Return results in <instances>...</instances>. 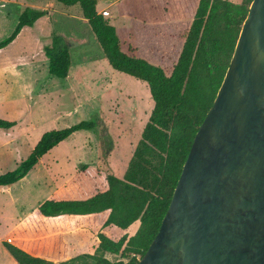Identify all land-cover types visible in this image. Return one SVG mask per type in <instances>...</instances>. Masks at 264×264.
I'll return each mask as SVG.
<instances>
[{"label": "trees", "instance_id": "1", "mask_svg": "<svg viewBox=\"0 0 264 264\" xmlns=\"http://www.w3.org/2000/svg\"><path fill=\"white\" fill-rule=\"evenodd\" d=\"M72 9L86 21L107 65L115 72L142 82L152 108L121 176L105 175L106 189L84 200H45L38 213L45 218L85 216L108 211L104 226L120 230L138 222L135 232L112 241L98 233L95 253L79 254L60 264H136L129 256L143 255L155 235L192 138L210 107L231 57L242 21L251 0L232 4L226 0H130L118 9L130 17L114 27L96 13L95 0H52ZM121 13V14H120ZM44 11L24 8L0 49L11 43L23 27H32ZM46 73L67 77L69 56L60 38L51 35L42 46ZM14 122L0 120L7 131ZM79 130H93L81 121L41 134L26 158L0 175V186L22 179L39 159L59 142ZM1 246L16 264H52L16 245ZM104 254L118 255L126 263H111Z\"/></svg>", "mask_w": 264, "mask_h": 264}, {"label": "rangeland", "instance_id": "2", "mask_svg": "<svg viewBox=\"0 0 264 264\" xmlns=\"http://www.w3.org/2000/svg\"><path fill=\"white\" fill-rule=\"evenodd\" d=\"M155 1L161 2L154 0V3ZM239 1L232 0L233 3ZM63 11L67 15L74 16L72 9ZM7 22L8 19L0 21V40L10 32V25ZM26 34L28 35V32ZM26 34L25 38L29 41ZM68 34L72 36L71 41L66 37ZM51 35L59 37L68 50L69 67L66 78L57 79L48 76L44 70L47 61L43 56L42 46L48 45L49 40L45 44L44 41L41 43L40 49L38 48L36 53L37 57L36 55L32 56V59H41L40 55H42L45 61L39 66L38 73H30L29 79L26 77L27 70L24 69L21 72L26 79L31 81L28 84H31L28 94L25 95V91L23 92V89L17 84L18 80L13 81L12 84L7 83L6 80H0V96L4 98V101L0 100V120L22 124L21 129H26L24 124L28 123L41 127L33 135L29 133V130L27 135L25 133H22L21 136L18 134V145H20L18 147L21 148L14 152L8 161L5 160V163L0 164V175L10 172L9 170L17 157L21 160L26 158L31 150L28 147H31L36 135L42 130L44 132L60 130L81 121L91 122L93 130L76 131L59 142L52 149L49 157L42 158V161L27 173L24 182L14 186L12 192L20 195L26 205H30L27 208L28 222L9 232L0 228V242H9L15 239L20 245V239L33 238L34 233L29 227L35 226V221L38 219L35 218L36 214L33 212L34 202L63 199L84 200L95 193L104 191L106 189V174L121 176L152 108L147 88L142 82L113 71L106 62L104 64L101 60L100 48L86 23L81 25L76 20L74 22L56 16L49 26V32L45 39H50ZM76 40H82L83 43L76 44ZM26 56V54H20L18 50L10 51L7 54L2 53L0 61L7 59V62H10ZM28 65L31 64L28 62ZM14 75L16 76V74ZM35 80L37 85L32 83ZM9 85L12 89L10 88L11 91L4 95V91L7 90V86L9 88ZM22 92L25 96L29 95L30 98L26 99L22 96ZM7 96L11 98L7 99ZM37 98H39L38 102H35ZM27 108L30 109L31 115L26 114ZM58 112L63 115L54 117L53 114ZM28 128H30L29 125ZM0 138H2L1 133ZM52 188L56 190L51 194L49 189ZM69 219L72 220H69L72 225L75 223V227L81 226L83 229L85 228L82 225L87 221L96 222L93 216ZM42 221L43 225L48 228L53 227L58 220L44 219ZM99 226L100 224L97 222V226L86 228L88 231L86 232L87 239L84 241L86 248L80 254H98L94 250L96 247L94 237L97 234L96 228ZM137 226L138 222L133 223L123 232L124 235L126 237L132 235ZM50 230L45 233L48 235L45 241L30 246L27 251L52 264H60L61 261L68 258H66L64 248L56 240L58 231ZM72 250L74 252L69 253L68 257L79 255V251ZM129 257L135 259L136 262L139 259L137 253H133ZM103 258L111 263L116 261L126 263L128 260H121L118 255L110 254H104ZM0 264H16L1 244Z\"/></svg>", "mask_w": 264, "mask_h": 264}, {"label": "water", "instance_id": "3", "mask_svg": "<svg viewBox=\"0 0 264 264\" xmlns=\"http://www.w3.org/2000/svg\"><path fill=\"white\" fill-rule=\"evenodd\" d=\"M136 264H264V0H251L159 227Z\"/></svg>", "mask_w": 264, "mask_h": 264}, {"label": "crops", "instance_id": "4", "mask_svg": "<svg viewBox=\"0 0 264 264\" xmlns=\"http://www.w3.org/2000/svg\"><path fill=\"white\" fill-rule=\"evenodd\" d=\"M232 4V0H226ZM129 3H127V0H95V6L94 9L96 13L101 14L105 19L108 20V23L111 24L114 27H120L127 24V21L130 17H128L124 13H120L119 15L118 9L121 8V6H128ZM131 5V4H130ZM129 5V6H130ZM24 8H31L35 10H41L45 12V15L38 18L32 27H23L19 31V33L16 35L14 40L9 43L6 47L0 49V56L2 53L7 54L10 51H19L20 54H26V57H21L16 59L15 61L7 62V59H3L0 61V80L7 81V83L12 84L13 81H17V84L20 85V88L23 89V92L28 94V89L31 88V84H29L28 79H26L21 72L25 69L26 77L29 76L30 73L33 74V72L38 73V68L40 65H42L44 61L43 56L40 55L41 59H32L33 55H36L38 48L40 49L41 43L44 44L47 43L50 39L46 40L45 37L47 36V32H49V26L52 23V20L56 18V16H60L61 18H64V20L74 21L76 20L77 23H80L81 25L86 23L85 20L81 19L74 11V16L67 15L64 9L56 6L52 0H0V21H6L8 19L9 23V31L11 32L15 23L17 15L24 9ZM70 10V9H67ZM116 14V17H114ZM9 32V34H10ZM28 32V35L26 34ZM8 34V35H9ZM25 34L28 36L29 41L27 38H25ZM7 35V36H8ZM71 34H68L66 37L69 41L72 40ZM69 36V37H68ZM45 39V40H44ZM25 40V41H24ZM28 41V42H27ZM76 44L83 43L82 40H76ZM24 51L25 53L21 52ZM99 52V51H97ZM98 54V53H97ZM102 54V53H101ZM38 55H36L37 57ZM31 58V59H30ZM101 60L105 64V59L102 55ZM29 64L31 65H28ZM107 64V63H106ZM44 70H46V64L44 66ZM16 74V76L14 75ZM31 77V76H30ZM30 77H28L30 79ZM33 84L37 85V81H33ZM12 87L9 85V88L7 86V90L4 91L6 95L9 91H11ZM22 92V96H24L26 99H29L30 96H25ZM7 99H10V96L6 97ZM38 99H36L35 102H38ZM0 100L4 101V98L0 96ZM30 109L27 108V115H31ZM63 115L61 113H54L53 116H60ZM14 122V121H13ZM15 125L10 128L7 131H1V137L0 138V164L5 163V160L8 161L14 152H17L20 150L21 147H18V134L25 133L27 135V131L29 130L31 135H33L34 132L38 130V128H41L40 126L36 127L33 123L24 124L26 129H21L22 124H18L17 122H14ZM28 125L30 128H28ZM42 126V125H41ZM44 133V130L39 132L35 139L33 140L31 147H28L29 149H32L34 144L39 139V135ZM54 148V147H53ZM52 148V149H53ZM52 149L49 150L46 154H44L38 162L42 161V158L49 157ZM31 151V150H30ZM52 158V157H51ZM22 161L20 158H16L13 162V165L11 166L9 171H12L19 162ZM37 162V163H38ZM39 164V163H38ZM27 175V174H26ZM25 175V176H26ZM25 176L20 179L19 181L9 185V186H0V228L4 229L5 231L9 232L12 230H15L16 228L22 227L24 224L28 222V210L27 208L30 207V205H26V202L24 199L21 198L20 195H16L12 192V189L16 184H20L24 182ZM55 188L49 189V193L55 192ZM24 200V201H23ZM68 200V199H63ZM41 202H34L33 203V212H35V218H38L37 221H35V226L29 227V229L34 233V236L32 239H20V242L18 245L17 240L13 239L12 241H9L10 243L16 245L17 247H25L23 249L27 253L33 256H37L33 254L32 252L27 251V248H30V246L37 244H40L41 242L45 241L48 237V235H45L48 231H58V237L56 238L57 241H59V245L64 248V252L68 257V254L71 253L75 249V251H79L78 253L86 248L85 245V239H87L86 228H91V226L94 225L97 226V222H99L100 226L96 228L97 234L100 233L107 237L108 239L112 241H117L122 235H124L125 230H120L112 225L104 226V221L107 218L108 211H103L101 213L97 214H91V215H85V216H73V215H62L57 216L53 218H45L41 216L38 211L37 207ZM13 213V216H12ZM96 219V222L87 221L86 224H83L82 226L85 228L83 229L80 227H75V223L72 225L71 222H69V218H87L91 217ZM44 219H50V220H58L56 221V224L53 225V227H45L43 225ZM72 221V220H71ZM76 222V221H75ZM133 225V224H132ZM130 225V226H132ZM129 226V227H130ZM128 227V228H129ZM26 229V228H25ZM116 229V230H115ZM136 230V228H134ZM119 230V231H118ZM60 234V235H59ZM31 235V234H30ZM117 238V236H119ZM131 236V235H130ZM129 237V236H128ZM95 240V246H97L98 240L96 237H94ZM95 249V248H94ZM74 252V251H73ZM92 254V253H91ZM70 255V254H69ZM10 257V256H9ZM11 258V257H10ZM66 260V259H65ZM14 262V261H13Z\"/></svg>", "mask_w": 264, "mask_h": 264}]
</instances>
